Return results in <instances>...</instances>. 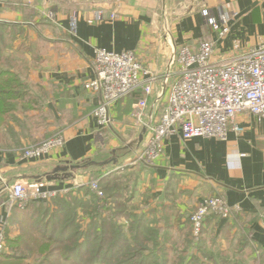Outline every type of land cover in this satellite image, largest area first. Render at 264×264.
<instances>
[{"label":"crops","instance_id":"0c3cea01","mask_svg":"<svg viewBox=\"0 0 264 264\" xmlns=\"http://www.w3.org/2000/svg\"><path fill=\"white\" fill-rule=\"evenodd\" d=\"M205 11L215 18L234 14L230 31L221 37ZM202 39L215 41L218 60L264 47V0H0V72L18 78L4 97L9 105L0 106V188L9 183L0 191V233L6 238L0 264L20 258L38 264L40 243L51 244L33 232L43 211L39 204L10 206L17 181H42L60 191L59 199L78 196L89 204L79 206L77 216L81 234L92 225L100 235L95 264H264V119L240 112L235 123L242 133L231 129L225 139L173 134L160 158L133 163L148 140L132 116L142 90L115 103L113 121L102 125L93 115L101 94L85 88L95 76L98 47L133 50L146 67L163 73L177 48H196ZM165 93L168 98V86L150 98L149 112L154 106L159 115ZM59 131L63 147L43 159L22 157L25 147ZM88 160L112 161L94 165L104 190L96 200L88 167L66 180H40L57 166ZM218 194L239 210L229 218L208 216L195 238L190 215L202 199ZM54 206L48 203L49 212ZM109 227L111 237L102 238ZM49 251V264L54 258L72 264L53 246Z\"/></svg>","mask_w":264,"mask_h":264},{"label":"built area","instance_id":"2783aa9c","mask_svg":"<svg viewBox=\"0 0 264 264\" xmlns=\"http://www.w3.org/2000/svg\"><path fill=\"white\" fill-rule=\"evenodd\" d=\"M49 16L54 17L52 13ZM204 16L222 37L230 31L234 14L225 12L215 18L205 11ZM112 17H116L115 14ZM214 52L213 40L202 39L196 48L189 44L180 46L173 54L172 74L169 75L167 70L160 73L146 67L133 50L95 49V76L85 83V88L101 94V102L93 115L102 125L113 121L111 109L115 103L142 90L143 95L132 116L144 127L150 98L162 95V89L168 86L166 104L159 115H153L146 146L133 163L153 162L160 158L164 140L173 134L180 133L185 139H225L231 129L242 133L243 127L235 123L240 112L264 119V47L225 60L216 59ZM65 142L63 132H56L40 143L25 147L22 157L26 160L43 159L54 148L63 147ZM89 185L98 196H104L98 180L89 182ZM59 194V190L44 188L39 183L28 185L17 181L10 189V206L23 210L31 201H48ZM238 210V206L229 205L221 194L202 199L190 215L193 236L199 238L202 235L208 216L229 218ZM5 249L6 238L2 231L0 254Z\"/></svg>","mask_w":264,"mask_h":264},{"label":"trees","instance_id":"16d2710c","mask_svg":"<svg viewBox=\"0 0 264 264\" xmlns=\"http://www.w3.org/2000/svg\"><path fill=\"white\" fill-rule=\"evenodd\" d=\"M18 81L17 75L10 71H1L0 72V106L7 107L9 104H3V101L7 98H4L7 95L8 91H12L14 84ZM97 180V178L95 179ZM88 188V187H87ZM90 192L93 191L89 186ZM92 196L96 200L98 197L97 192L93 191ZM101 197V196H100ZM57 198V197H56ZM53 198L48 201H31L28 203L27 208L31 205L39 204L43 211L41 212L40 217L38 218L36 225H34L33 232L37 233L40 238L47 239L51 241V244L47 242L40 243V258L38 264H49L50 256L49 249L53 246L59 250L60 256L65 260H68L72 264H95L96 250L95 242L97 239H100L99 233L95 232V227L90 225L87 231H80V225L78 222L77 210L79 206L87 207L89 204L83 203L78 196H71L69 201ZM54 201V210L49 212L48 203ZM18 209V208H17ZM20 210V209H19ZM25 210V209H23ZM87 212H90L87 210ZM51 213V214H49ZM94 214H92V217ZM112 230L111 228H106L102 231V238L111 237ZM81 235L85 239L84 244L80 242ZM106 240V239H105ZM85 242L87 247H85ZM93 248L90 250V248ZM6 251V249H5ZM5 251L0 254L6 255ZM108 252H111V247L108 248ZM41 255L44 256L41 259ZM86 255H89L86 259ZM93 257V259H89ZM17 262V264H30L24 261L23 258ZM122 260L116 262V264H122Z\"/></svg>","mask_w":264,"mask_h":264},{"label":"water","instance_id":"95a60500","mask_svg":"<svg viewBox=\"0 0 264 264\" xmlns=\"http://www.w3.org/2000/svg\"><path fill=\"white\" fill-rule=\"evenodd\" d=\"M175 52V51H174ZM170 56L169 58V62H168V68L167 71L169 73V75L172 74V58H173V54ZM166 85V84H165ZM165 90V86L162 92H164ZM159 93V92H158ZM154 115V106L151 108L146 120H145V125L143 127V131L141 134V139H143V137L146 135L147 131H148V126L150 125L152 118ZM113 162H116V160H112ZM112 161H106V162H100V161H95V160H88L86 162H82V163H77V164H68V165H60L57 166L52 172H49L47 174H45L44 176H42L40 178L43 179L45 178L47 181H53V180H66L69 179L71 177L74 176V172L81 170L83 168L89 167L90 165H107V164H111ZM42 181H39V183ZM9 186V183L7 181L4 182L3 186L0 188V191L2 189H5L6 187Z\"/></svg>","mask_w":264,"mask_h":264},{"label":"rangeland","instance_id":"374dc122","mask_svg":"<svg viewBox=\"0 0 264 264\" xmlns=\"http://www.w3.org/2000/svg\"><path fill=\"white\" fill-rule=\"evenodd\" d=\"M86 2H87V0H86ZM88 2L90 3V1H88ZM91 2H92V0H91ZM169 23H170V21H169ZM165 95H166V93H165ZM165 98H167V95H166ZM94 168H95L94 165H90L88 167V170H91L90 172H88V174H89V181L88 182H91V181L95 180L99 176L97 171ZM54 260L55 261H53V264H70L67 261L61 260L60 258H54Z\"/></svg>","mask_w":264,"mask_h":264}]
</instances>
